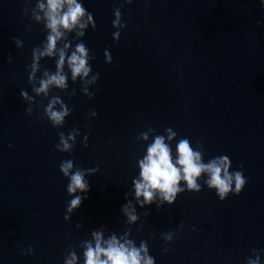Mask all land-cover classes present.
<instances>
[{
	"label": "water",
	"instance_id": "1",
	"mask_svg": "<svg viewBox=\"0 0 264 264\" xmlns=\"http://www.w3.org/2000/svg\"><path fill=\"white\" fill-rule=\"evenodd\" d=\"M119 3L84 0L97 27L83 40L100 76L91 100L69 81L76 95L62 99L73 111L56 129L40 118L42 108L26 115L19 96L21 89L31 94L25 65L42 26L26 27L25 0H0V264H62L68 247L100 224L123 231L119 209L142 155L135 137L148 126L199 139L205 159L227 154L230 171L243 164L247 183L224 201L204 187L178 194L172 205L149 206L147 216L138 208L132 237L147 241L156 264H244L251 249H264V26L257 25L264 11L258 0H133L121 9L126 28L114 42L112 9ZM105 48L111 64L104 63ZM41 65L54 68L47 59ZM89 109L95 118H85ZM73 127L81 132L74 164L99 170L87 177L88 199L65 222L67 181L58 165L69 156L54 145L58 131ZM84 133L87 147L80 143ZM179 223L183 229L165 245L159 234ZM29 245L33 253L20 254Z\"/></svg>",
	"mask_w": 264,
	"mask_h": 264
},
{
	"label": "clouds",
	"instance_id": "2",
	"mask_svg": "<svg viewBox=\"0 0 264 264\" xmlns=\"http://www.w3.org/2000/svg\"><path fill=\"white\" fill-rule=\"evenodd\" d=\"M264 11V0H258ZM31 3V7L28 5ZM133 0H121L112 9L111 26L114 29L112 39L119 41L126 23L122 19L124 5H131ZM21 15L28 17L26 26L31 30L32 23L42 26L44 33L39 44L30 51V62L25 65L27 82L31 94L26 89L19 92L20 99L26 104L25 114L32 116L34 106L42 108L41 119H46L51 127L59 129L65 124L66 118L73 109L62 99V94L70 99L76 95V89L69 91L70 84L79 82V91L89 100L95 96L90 86L97 83L100 73L93 71L91 61L95 55L86 45L83 38L86 30H96L93 13L84 6V0H25ZM264 26V21H257ZM17 49H23L24 42L13 37ZM105 64L112 63L110 50L103 51ZM51 60L54 68L42 67L41 61ZM9 62L12 56H7ZM39 98V99H37ZM47 103H44V101ZM97 116L95 110L89 109L86 119ZM58 142L54 148L67 153L69 158L62 159L58 171L67 181L65 192L68 199L64 205L63 220L68 222L74 211L79 209L84 200L88 199L90 183L87 177L94 175L99 166L84 168L74 164L72 151L81 136L80 129L73 127L67 131L56 133ZM88 134L84 133L80 143L87 147ZM136 141L142 144V155L135 159V175L132 176L130 187L124 193V203L120 205L124 229L116 232L106 228L104 224L90 230L88 236L81 239L75 247L69 246L62 254V264H156V258L150 254L148 243L140 239L137 243L132 237V226L140 221L138 208L145 209L147 216L149 206L156 209L167 204L172 205L178 194L185 191L200 192L204 187L214 191L220 201L229 194L237 196L247 183L243 172V164H238L230 171L232 162L227 154L210 156L205 159V149L199 139L194 142L187 136L179 137L172 127H165L163 132L152 126L140 131ZM111 143V141H109ZM11 147V145H9ZM77 222L75 227L81 228ZM179 223L176 229L160 233L165 245L172 242L177 231L183 229ZM193 227V231H195ZM139 231V229H137ZM150 235H155L150 233ZM162 247L161 253L168 252ZM34 249L29 245L21 248L20 254L31 255ZM251 255L244 258V264H264V249H251Z\"/></svg>",
	"mask_w": 264,
	"mask_h": 264
}]
</instances>
